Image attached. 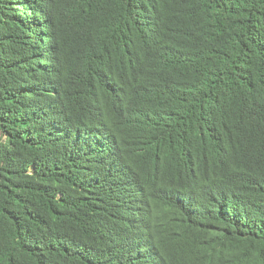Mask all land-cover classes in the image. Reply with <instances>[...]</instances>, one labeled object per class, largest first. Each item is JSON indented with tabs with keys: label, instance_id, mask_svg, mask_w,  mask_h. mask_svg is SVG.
Instances as JSON below:
<instances>
[{
	"label": "trees",
	"instance_id": "1",
	"mask_svg": "<svg viewBox=\"0 0 264 264\" xmlns=\"http://www.w3.org/2000/svg\"><path fill=\"white\" fill-rule=\"evenodd\" d=\"M0 264H264V0H0Z\"/></svg>",
	"mask_w": 264,
	"mask_h": 264
}]
</instances>
